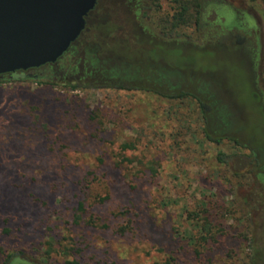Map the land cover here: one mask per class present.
I'll return each mask as SVG.
<instances>
[{"label":"rangeland","instance_id":"obj_1","mask_svg":"<svg viewBox=\"0 0 264 264\" xmlns=\"http://www.w3.org/2000/svg\"><path fill=\"white\" fill-rule=\"evenodd\" d=\"M181 1L100 0L69 70L0 76V264H245L247 228L264 264V7Z\"/></svg>","mask_w":264,"mask_h":264},{"label":"water","instance_id":"obj_2","mask_svg":"<svg viewBox=\"0 0 264 264\" xmlns=\"http://www.w3.org/2000/svg\"><path fill=\"white\" fill-rule=\"evenodd\" d=\"M98 0H0V76L58 61Z\"/></svg>","mask_w":264,"mask_h":264},{"label":"trees","instance_id":"obj_3","mask_svg":"<svg viewBox=\"0 0 264 264\" xmlns=\"http://www.w3.org/2000/svg\"><path fill=\"white\" fill-rule=\"evenodd\" d=\"M155 2L160 1V0H154ZM175 5H177V10L175 11L174 16L172 17V23H171V28H174L175 26H179L182 25L183 23H187V19H186V14L189 11V8L187 6V2H183L181 0H171ZM263 7H264V0H261ZM157 7V5H156ZM199 8H200V0H192L191 3V9L194 12V15L192 16L190 22H192L194 25H197L199 22ZM159 48H162L160 46H158ZM77 49L76 47H72V51H70V56H74L77 53ZM164 52V51H163ZM161 58V57H158ZM158 60V59H157ZM92 65V63H90V66ZM16 75H19L18 78H20L21 80H27L28 78L25 77L23 74H11L10 77L11 79L16 78ZM2 76H9V75H2ZM84 76L86 77H90L91 75L89 72H85ZM110 80H112L111 78H109ZM71 90H76L78 88L77 85H67ZM115 88H124L123 85L121 84H116L114 85ZM166 98H170V99H182V98H187V97H191L193 99H195L199 105V109L200 112L202 114L203 120H204V128L203 132H204V137L207 141L214 143V144H220L223 140L229 141L230 143H233V145H235L236 147H243L246 148L247 146L245 144H241L238 139H236V137H227V136H223L225 134H220L218 132L215 131H211L210 130V125L208 122V116H207V112H206V103L197 95L194 93H189V92H183V91H178L176 93H169L164 95ZM122 148L124 150H127L129 147L128 145H123ZM216 160L220 163H225L224 160V155L222 153H218L216 156ZM84 209L82 207V205L80 204L78 206V212H83ZM191 216V221L193 223V227L194 229L197 231L198 235H199V241L202 243L199 245V247L202 245H206L207 242H214L215 237H214V229L215 227H213L212 222L209 218V214L208 211L202 209L201 213H193L190 215ZM245 240H247L249 242V246H250V251H251V255L249 257L248 262H246L245 264H258L257 263V247L255 246L254 243V239H253V232L252 230H249L248 228L246 229V235H245ZM198 241V244H199ZM208 242V243H209ZM195 255L199 256L200 252L195 250Z\"/></svg>","mask_w":264,"mask_h":264},{"label":"flooded vegetation","instance_id":"obj_4","mask_svg":"<svg viewBox=\"0 0 264 264\" xmlns=\"http://www.w3.org/2000/svg\"><path fill=\"white\" fill-rule=\"evenodd\" d=\"M100 0H98V2L96 3L94 9L88 14L87 18H86V26L88 23L89 18L95 13L96 9H97V5L99 3ZM86 26L84 31L82 32V34L80 35V37L70 46V48L68 49V51L55 63L53 64H47L44 65L42 67L39 68H34V69H29L26 71H18L15 72L13 74H23L25 77H27L28 79H37L38 75H35L34 72L37 70H42L45 75H51V74H59L62 73L63 71L66 72V70H69V61L70 59L73 57L70 56V51H72V47H79L81 44H85L83 42H80L81 37L83 35V33L86 31ZM72 71V70H71ZM4 75H11V74H4ZM1 77H5V76H1Z\"/></svg>","mask_w":264,"mask_h":264}]
</instances>
